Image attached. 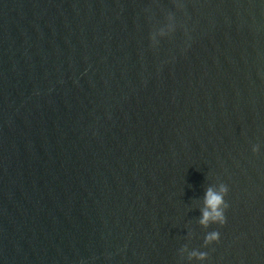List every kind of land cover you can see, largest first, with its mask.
I'll use <instances>...</instances> for the list:
<instances>
[{
  "label": "water",
  "instance_id": "95a60500",
  "mask_svg": "<svg viewBox=\"0 0 264 264\" xmlns=\"http://www.w3.org/2000/svg\"><path fill=\"white\" fill-rule=\"evenodd\" d=\"M0 264H264V0H0Z\"/></svg>",
  "mask_w": 264,
  "mask_h": 264
},
{
  "label": "clouds",
  "instance_id": "9594fccd",
  "mask_svg": "<svg viewBox=\"0 0 264 264\" xmlns=\"http://www.w3.org/2000/svg\"><path fill=\"white\" fill-rule=\"evenodd\" d=\"M258 150V146L254 148V151ZM228 188L226 185H222L220 193L214 192L209 188L205 196V208L202 210V219L200 223L207 226L209 222H218L220 225H223L225 221V209L228 205L224 200L225 195H227ZM219 233L212 232L206 237V242L219 241ZM201 258L204 254L201 253Z\"/></svg>",
  "mask_w": 264,
  "mask_h": 264
}]
</instances>
